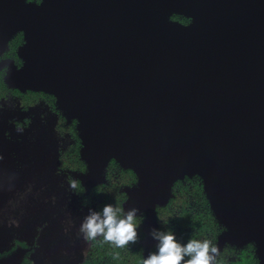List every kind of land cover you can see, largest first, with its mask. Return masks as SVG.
<instances>
[{"label": "water", "instance_id": "1", "mask_svg": "<svg viewBox=\"0 0 264 264\" xmlns=\"http://www.w3.org/2000/svg\"><path fill=\"white\" fill-rule=\"evenodd\" d=\"M18 32L25 63L0 61L5 82L77 121L87 194L111 160L136 173L123 207L146 216V255L157 206L199 176L226 228L219 254L253 242L264 264V0H0V55ZM7 129L4 148L21 144Z\"/></svg>", "mask_w": 264, "mask_h": 264}, {"label": "flooded vegetation", "instance_id": "2", "mask_svg": "<svg viewBox=\"0 0 264 264\" xmlns=\"http://www.w3.org/2000/svg\"><path fill=\"white\" fill-rule=\"evenodd\" d=\"M190 22L191 20L187 24ZM24 42L18 43L14 52H9L7 47L0 55V61L12 60L17 69L23 67L24 60L19 57L18 51ZM7 67L0 70L4 76L8 71ZM7 86L9 90H3L4 95L0 97V256L18 249H28L27 256L30 257L39 248L41 251L44 248L53 250L65 235H70L69 239L71 238L72 189L69 184L74 180L72 172H76L72 169V146L76 144V139L72 136V119L56 108L55 97L52 102L40 93L42 91H33L39 93L35 97L37 100L22 103V95L30 90L23 92L8 84ZM12 89L20 93H15ZM6 116L8 125L4 127L2 124ZM41 119L53 123V128L42 123ZM4 128H8L5 133L8 140L21 144L15 142L10 144L9 149L4 148ZM40 129L57 139L58 152H44L40 148L39 140L42 136L39 133L44 131H40L38 136L34 134ZM29 144L32 145L30 152ZM29 204L34 207L32 212ZM30 219L35 220L32 226ZM50 224L53 225L51 228ZM66 231L70 234H65ZM46 233L49 235L46 236ZM29 236H33L32 240ZM69 239L65 238V241L69 242ZM154 248L156 247H152L150 253ZM67 252L71 256L70 242ZM86 259L78 264L84 263Z\"/></svg>", "mask_w": 264, "mask_h": 264}, {"label": "trees", "instance_id": "3", "mask_svg": "<svg viewBox=\"0 0 264 264\" xmlns=\"http://www.w3.org/2000/svg\"><path fill=\"white\" fill-rule=\"evenodd\" d=\"M172 19L187 24L190 19L174 15ZM24 41V34L18 32L8 42L9 52H14L18 43ZM3 73L0 72V97L4 95L3 90H9L4 82ZM15 93L18 90L12 89ZM53 102V95L40 92ZM39 93L29 91L22 95V103L36 101ZM56 108L59 109L56 105ZM60 112V110H58ZM62 113V112H60ZM63 116V115H62ZM64 117V116H63ZM72 136L76 144L72 146V169L76 172H84L87 168L86 162L81 158L80 150L82 143L79 137L77 121L72 119ZM106 180L90 190L86 189L80 181L75 189L80 202L84 206H94L100 211L105 204H112L124 211L123 204L127 200L125 187H132L138 181L136 173L131 169L122 168L115 160H111L105 168ZM157 228L162 231H171L181 243L189 239L209 240L217 245L219 235L226 228L217 220L202 178L194 176L178 180L172 188V196L165 205L157 206ZM146 221L144 213L137 215L135 223L139 234V241L134 245L125 248H117L98 237L91 241V251L86 261L82 264H143L144 258L148 255L144 252V239L146 233L143 225ZM156 248L152 252H155ZM216 264H260L256 252V245L251 242L243 247L226 243L224 249L216 257Z\"/></svg>", "mask_w": 264, "mask_h": 264}, {"label": "clouds", "instance_id": "4", "mask_svg": "<svg viewBox=\"0 0 264 264\" xmlns=\"http://www.w3.org/2000/svg\"><path fill=\"white\" fill-rule=\"evenodd\" d=\"M77 186L75 180L69 184L73 190ZM139 211L136 207L122 211L112 204H105L100 211L89 209L79 232L86 242L102 237L117 248L134 245L140 239L135 223ZM149 235L156 242V251L144 258L143 264H216L219 249L209 240L189 239L181 243L173 232L156 227L150 229Z\"/></svg>", "mask_w": 264, "mask_h": 264}, {"label": "rangeland", "instance_id": "5", "mask_svg": "<svg viewBox=\"0 0 264 264\" xmlns=\"http://www.w3.org/2000/svg\"><path fill=\"white\" fill-rule=\"evenodd\" d=\"M7 66H8L7 69H9V64H7ZM41 121L42 123H44L49 127L53 125V123H50L49 121L48 122L44 121V119H41ZM40 131H44V132L39 133ZM38 133L42 136V138H40L39 140V144H40V148L44 152L50 151V152H54V154L55 152H58L59 148L57 145V139L53 135L49 134L46 130L43 129L37 130V132H35L34 134L38 136ZM29 208H30V212H32L34 209L32 204H29ZM89 209L96 210L94 206H88V207L82 206L79 198L72 189V230L70 231V233H72L71 238L69 239L70 235H65L63 238L60 239V243L51 251H48V248H44L41 251L40 250L41 248H39L36 249L35 252H32L30 254V257L27 256V252H28L27 251L23 257L22 264H78L83 259H86L91 251V242L90 241L86 242L83 239L82 234L79 232V228L84 217L88 214ZM34 221L35 220L32 221L30 219V226L33 225L32 223H34ZM52 226L53 225L50 224L49 228H51ZM51 231H53V228ZM70 233L66 231L65 234H70ZM47 235L49 234L46 233V236ZM32 237L33 236H29L30 240H32ZM65 238L69 239L70 240L69 242L72 243L71 256L69 255L70 253L67 252L69 242L65 241ZM33 243L35 244V242ZM152 247L154 246H151L150 249H152ZM11 253L4 254L0 256V258L8 256Z\"/></svg>", "mask_w": 264, "mask_h": 264}]
</instances>
